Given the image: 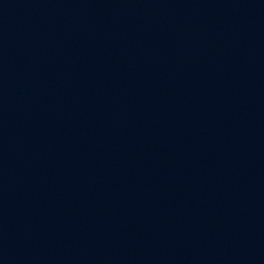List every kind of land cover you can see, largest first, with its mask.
<instances>
[{"label": "water", "instance_id": "95a60500", "mask_svg": "<svg viewBox=\"0 0 264 264\" xmlns=\"http://www.w3.org/2000/svg\"><path fill=\"white\" fill-rule=\"evenodd\" d=\"M0 264H264V0H0Z\"/></svg>", "mask_w": 264, "mask_h": 264}]
</instances>
